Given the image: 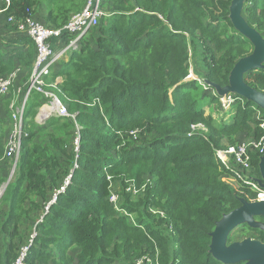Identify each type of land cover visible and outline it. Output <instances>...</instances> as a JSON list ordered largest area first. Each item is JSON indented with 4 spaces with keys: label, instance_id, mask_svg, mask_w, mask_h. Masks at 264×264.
<instances>
[{
    "label": "trees",
    "instance_id": "trees-1",
    "mask_svg": "<svg viewBox=\"0 0 264 264\" xmlns=\"http://www.w3.org/2000/svg\"><path fill=\"white\" fill-rule=\"evenodd\" d=\"M0 1L1 77L18 67L31 72L33 42L18 32L17 20L36 13L44 1L45 24L61 27L86 2L10 0L4 11ZM230 4L101 1L106 14L48 75L75 118L52 115L37 124L43 97L31 91L11 179L5 160L11 158L0 142V187L9 179L0 196V264H14L24 246L22 264H131L156 254L159 264H222L209 251L210 233L224 214L241 205L240 199L253 202L256 197L247 187L226 181L229 172L216 161L215 150L223 140L235 144L260 137L264 110L233 93L231 121L218 123L203 109L206 103L219 105L218 97L185 77L191 65L199 79L226 86L234 64L251 53V42L229 19ZM10 14L15 22L8 21ZM242 15L264 37V0H244ZM243 78L264 93V69L249 70ZM198 121L208 131L188 135ZM260 155L251 158L257 178ZM146 178L152 185L141 198L121 195L122 210L135 214L130 221L110 202L111 184L133 179L140 185ZM150 206L164 214L149 211ZM255 218L264 222V216ZM24 223L29 225L26 236ZM246 228L264 242V231L245 223L235 232Z\"/></svg>",
    "mask_w": 264,
    "mask_h": 264
},
{
    "label": "built area",
    "instance_id": "built-area-1",
    "mask_svg": "<svg viewBox=\"0 0 264 264\" xmlns=\"http://www.w3.org/2000/svg\"><path fill=\"white\" fill-rule=\"evenodd\" d=\"M101 1L102 0H86V4L82 10L72 14L68 21L61 27L44 25L32 12L25 18L19 20H17L14 15H9L8 21L15 22L17 20L18 32L29 37L33 41L35 56L23 101L19 105L14 101L10 104L13 130L5 149L6 157H17L20 152L25 100L31 91H36L43 97V102L38 108V112L35 116L38 123H43L52 115L56 117L75 118V114L70 113L66 105L58 98L51 83L46 81V76L59 61L64 62L69 48L76 45L77 38L86 35L91 28L98 25L100 18L106 14L100 7ZM3 2L5 5L3 10L5 11L10 5V0H3ZM66 36L68 38L67 44L64 47L56 49L54 47L55 41ZM13 77V72L7 76L0 77V97L9 91ZM191 79L204 83L194 74L193 68L190 65L185 80ZM214 95L218 97L219 104H221L224 109L230 108L231 105L235 103V98L231 92L224 95H216L214 93ZM259 127L262 129V134L258 140H252L248 145L240 143L216 149L215 158L216 161L229 172V174L227 173L226 181L230 185L233 187H247L251 192L255 193L256 200L261 201L264 200V188L256 181L257 177L253 174L251 158L254 153H260L261 155L264 153V119L260 121ZM200 128L203 129L205 127L191 124L188 135L195 134L197 129ZM74 145L75 150H77L79 145V134H77ZM68 182L69 180L66 181V184ZM61 189H63V187ZM109 199L112 203L116 200V195L114 193H112V195L110 194ZM27 249L28 246L22 247L14 264H22ZM131 264H159V261L157 259V254L154 259H151L147 255H143L135 259Z\"/></svg>",
    "mask_w": 264,
    "mask_h": 264
},
{
    "label": "water",
    "instance_id": "water-1",
    "mask_svg": "<svg viewBox=\"0 0 264 264\" xmlns=\"http://www.w3.org/2000/svg\"><path fill=\"white\" fill-rule=\"evenodd\" d=\"M243 4L244 0H231L229 19L235 30L251 42L253 49L250 54L241 57L234 64L229 74L228 85L221 87L209 80H205V82L212 86L218 95L229 92L236 93L253 101L264 110V93L249 86L243 78L244 73L249 70L264 69V37L256 28L247 23L242 15ZM258 167L260 177L256 181L264 188V153L259 158ZM8 181L9 179L6 183ZM3 190L0 191V196ZM240 202L239 207L224 214L216 222L210 233L209 251L214 259L222 264H264V242L259 239L247 236L241 240L227 242L229 233L244 223L251 228H259L264 231V222L255 218L264 216V200L248 202L245 199H240Z\"/></svg>",
    "mask_w": 264,
    "mask_h": 264
},
{
    "label": "rangeland",
    "instance_id": "rangeland-1",
    "mask_svg": "<svg viewBox=\"0 0 264 264\" xmlns=\"http://www.w3.org/2000/svg\"><path fill=\"white\" fill-rule=\"evenodd\" d=\"M0 3H1V1H0ZM100 7H101V3H100ZM101 9H102V7H101ZM102 10L105 11L104 8ZM3 23H4V17L0 11V47H2V48H3V46L1 44L2 43V38H1L2 32L1 31L3 30ZM91 33L94 34L95 30H92ZM1 53H3V50L1 51ZM5 53H6V51H5ZM58 63H60V61ZM19 73H21V71H19ZM19 73L15 72V76L13 77L12 85L9 88V91L4 96H2L0 98V103L2 105H4V107H5V109L0 108V115H2L4 117V118H1V116H0V118L3 119V121L0 122V142L2 145H4L5 149L7 147L10 135H11L12 130H13V122L11 120L10 104L12 101H15L17 103V101H19L21 99L22 92H24V90H25V88L29 82V77H30V74L27 75L25 70H22V73L20 75H17ZM17 83H19V85H17ZM198 83H199L200 87L202 88V92L204 91V92L209 93V90H211V89L208 88L205 83H201V82H198ZM211 92L213 93L212 90H211ZM204 100H209V97L207 96V98H204ZM203 109H204L205 114L212 113V115L215 117V120L218 123H221L220 120L224 121L225 123H227V122L229 123L231 121V115L234 112L233 108L224 109L221 106V104L218 105L217 103H214V102L210 103V104L209 103L204 104ZM224 113H225V115H224ZM255 115H257L259 117V111H256ZM193 125L199 126V127H202V126L205 127L203 129H201V128L197 129V132L195 134L204 135L208 131L207 126L202 121L195 122V123H193ZM133 133H134V131H133ZM195 134H192V135H195ZM258 138L256 139L253 136H250L246 140H244L242 142H237L235 144H229L226 142V140H223V145L221 147H219L218 149L225 148L228 145H237L240 143H244L245 145H248L250 142H252V140H258ZM143 139L144 138L140 139L139 142L143 141ZM18 156H19V154H18ZM18 156L17 157L16 156L9 157L11 159H7L4 157L5 160H8L6 162V164H7L6 168H7V171L9 172L8 176L11 178L14 176V170L16 167V162H17ZM11 166H12V169H11ZM150 184L152 185V178H146L140 185H138L133 179H126L125 184H123V185L120 184V181L119 182L113 181L111 184V187H110L111 192L116 195V200L112 202L113 205L117 208L118 211H122L123 214H126L130 221H134L135 220V214L126 212L125 210H122V208L120 207V203H122L121 195L129 193L131 196V199L136 200L138 197L141 198L144 195L146 187ZM4 185L5 184H3V186ZM3 186L0 187V191L3 190ZM112 193H111V195H112ZM256 201H258V200H256ZM149 211H151V212L153 211L152 206H150ZM153 212L157 213V214H162V215L164 214V212L161 210L157 211V212H155V211H153ZM239 227H237V228H239ZM28 228H29V225L27 226L26 223H24L21 226V232L23 235L26 236ZM235 231H237V230L235 229L234 232ZM252 234H253V232L251 230H249L248 228H246L243 233L235 232L234 234H232V239H234V241H235V239L241 240L242 238H244L243 236H248V235L252 236ZM115 264H118V263H115Z\"/></svg>",
    "mask_w": 264,
    "mask_h": 264
},
{
    "label": "crops",
    "instance_id": "crops-1",
    "mask_svg": "<svg viewBox=\"0 0 264 264\" xmlns=\"http://www.w3.org/2000/svg\"><path fill=\"white\" fill-rule=\"evenodd\" d=\"M85 4H86V2H85ZM84 4V5H85ZM84 7V6H83ZM47 9H48V7H47V4H46V2H42L41 3V6L37 9V11H36V13H34L35 14V16H36V18L41 22V23H43L44 25H46L45 24V21H44V16H45V14H46V12H47ZM82 10V9H81ZM48 26V25H47ZM83 37V36H82ZM65 38V37H64ZM64 38H61V39H57L56 41H55V43H54V47L56 48V49H59L60 47H64L66 44H67V41L64 39ZM81 38V37H80ZM80 38H77L78 40L80 39ZM78 40L76 41V45H77V42H78ZM32 41V40H31ZM33 42V41H32ZM33 46H34V43H33ZM34 53H35V46H34ZM68 60V56L65 58V60L64 61H67ZM61 64V63H60ZM60 64H56L53 68H52V70H51V72L52 71H54V70H56L59 66H60ZM22 68H20V67H18V68H15L14 69V71H13V73H14V76H15V72L16 73H19V71H21V73H22ZM21 73H19V74H17V75H20ZM60 78L57 76L56 78H55V81H57V80H59ZM48 80H49V78H48ZM191 80H193V79H191ZM50 81V80H49ZM186 81H189V80H186ZM197 81V80H196ZM212 91H213V94L215 93L216 95H218L217 94V92H216V90L212 87V86H210L209 84H207L206 82H205V80H202ZM50 83V82H49ZM17 85H19V83H17ZM55 92H56V90H55ZM25 91L24 92H22V96H21V99L19 100V101H17V103L16 104H20L22 101H23V99H24V97H25ZM30 94V93H29ZM227 94V93H226ZM29 96V95H28ZM28 96H27V98H26V100H25V106H26V101H27V99H28ZM25 106H24V113H23V129H22V131L24 130V114H25ZM0 108L1 109H5V107H4V105H2L1 103H0ZM1 116V118H4L2 115H0ZM11 120H12V118H11ZM35 121H36V119H35ZM13 122V121H12ZM36 123L37 124H41V123H38L37 121H36ZM23 134V133H22ZM261 156V155H260ZM225 177H227V175L225 176ZM243 239V238H242Z\"/></svg>",
    "mask_w": 264,
    "mask_h": 264
},
{
    "label": "clouds",
    "instance_id": "clouds-1",
    "mask_svg": "<svg viewBox=\"0 0 264 264\" xmlns=\"http://www.w3.org/2000/svg\"><path fill=\"white\" fill-rule=\"evenodd\" d=\"M95 27H96V26H95ZM93 28H94V27H93ZM91 29H92V28H91ZM66 37H67V36H66ZM66 37H65V38H66ZM65 38H64V39H65ZM33 62H34V61H33ZM60 63H62V62H60ZM60 63H58V64H60ZM32 65H33V64H32ZM54 66H55V65H54ZM54 66H53V67H54ZM51 70H52V69H51ZM50 73H51V72H50ZM48 75H49V74H48ZM48 75L46 76V81H47V82H49V80H48ZM27 85H28V84H27ZM26 87H27V86H26ZM25 90H26V88H25ZM25 90H24V91H25ZM3 96H4V95H3ZM1 97H2V96H1ZM1 97H0V98H1ZM39 107H40V106H39ZM32 236H33V235H32Z\"/></svg>",
    "mask_w": 264,
    "mask_h": 264
},
{
    "label": "flooded vegetation",
    "instance_id": "flooded-vegetation-1",
    "mask_svg": "<svg viewBox=\"0 0 264 264\" xmlns=\"http://www.w3.org/2000/svg\"><path fill=\"white\" fill-rule=\"evenodd\" d=\"M238 229V228H237ZM249 236V235H248ZM243 237H247V236H243ZM251 237V236H250ZM253 238V237H252Z\"/></svg>",
    "mask_w": 264,
    "mask_h": 264
}]
</instances>
